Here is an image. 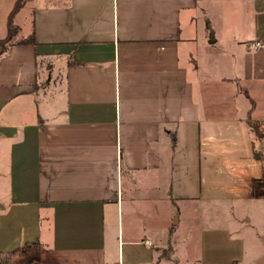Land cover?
I'll return each mask as SVG.
<instances>
[{
    "label": "crops",
    "instance_id": "1",
    "mask_svg": "<svg viewBox=\"0 0 264 264\" xmlns=\"http://www.w3.org/2000/svg\"><path fill=\"white\" fill-rule=\"evenodd\" d=\"M26 3L34 44L0 53V264H264V0H23L19 27Z\"/></svg>",
    "mask_w": 264,
    "mask_h": 264
},
{
    "label": "rangeland",
    "instance_id": "2",
    "mask_svg": "<svg viewBox=\"0 0 264 264\" xmlns=\"http://www.w3.org/2000/svg\"><path fill=\"white\" fill-rule=\"evenodd\" d=\"M30 14H31V6L29 3H26L24 8L19 12L18 16H16L15 22L17 24H20V30L17 34V36H27L29 34L30 30V22L27 24V20L30 19ZM182 26L184 28V32L187 35H191L194 38V44H193V49H194V54L193 58L199 57L200 56V64H202V56L204 52V47L208 45V41L210 40L211 37L214 39L216 38L215 34L218 33L213 29L211 23L209 22L208 17L206 14H203L200 10L194 12V18L192 20H189L185 18V16L182 18ZM211 34L213 36H211ZM16 36V37H17ZM219 40V39H218ZM2 47L0 46V50ZM200 82V81H199ZM46 92L53 97H56L57 99L59 98V91L53 87V83L50 84L46 88ZM200 92V91H199ZM198 88L196 87V95L199 96ZM37 100H42L43 102L46 101V98L43 100L42 93L40 92L39 95H37ZM240 99H242V96H237V101L239 102ZM241 103V102H240ZM253 130L255 131V135L258 137L264 136V127L261 126L260 122H253ZM178 132V131H177ZM188 132H182L179 131L177 135H179L178 139L181 140V144H179V150L180 152L182 151L184 153V158L187 159V163L191 171H195L197 174L198 171H203L204 170V152L203 148L200 144H198L197 140H201V135L197 136V132L194 131H189L188 136L186 135ZM184 135V137H183ZM178 150V151H179ZM258 155V153H256ZM186 161V160H185ZM168 214H171V219L170 221V227H173V220L175 216L178 214L176 209L171 208V210L168 211ZM185 224L182 226L181 224L175 225V229L178 231H183L186 230L184 228ZM190 242V237L188 241H184V243L187 245Z\"/></svg>",
    "mask_w": 264,
    "mask_h": 264
},
{
    "label": "trees",
    "instance_id": "3",
    "mask_svg": "<svg viewBox=\"0 0 264 264\" xmlns=\"http://www.w3.org/2000/svg\"><path fill=\"white\" fill-rule=\"evenodd\" d=\"M23 4V0H16L12 10L10 11L8 15V20H7V33L3 38H0V46L2 49L0 50V53H4L8 50V48L12 44H34V36L33 33L31 32L27 37L21 38L14 40V37L16 36L17 32L19 31L20 27L18 25H15L12 22V16L14 12ZM253 122L249 121V126L253 129Z\"/></svg>",
    "mask_w": 264,
    "mask_h": 264
},
{
    "label": "built area",
    "instance_id": "4",
    "mask_svg": "<svg viewBox=\"0 0 264 264\" xmlns=\"http://www.w3.org/2000/svg\"><path fill=\"white\" fill-rule=\"evenodd\" d=\"M259 44H260V41L257 40V41L254 42L253 46L257 47V46H259Z\"/></svg>",
    "mask_w": 264,
    "mask_h": 264
},
{
    "label": "water",
    "instance_id": "5",
    "mask_svg": "<svg viewBox=\"0 0 264 264\" xmlns=\"http://www.w3.org/2000/svg\"><path fill=\"white\" fill-rule=\"evenodd\" d=\"M211 36H213V35L211 34ZM209 42H210V43L214 42V38L211 37L210 40H209Z\"/></svg>",
    "mask_w": 264,
    "mask_h": 264
}]
</instances>
